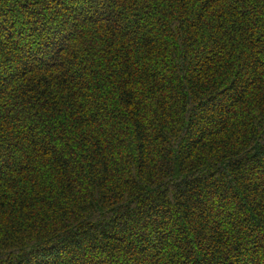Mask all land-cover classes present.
Listing matches in <instances>:
<instances>
[{
  "label": "trees",
  "instance_id": "16d2710c",
  "mask_svg": "<svg viewBox=\"0 0 264 264\" xmlns=\"http://www.w3.org/2000/svg\"><path fill=\"white\" fill-rule=\"evenodd\" d=\"M0 264H264V0H0Z\"/></svg>",
  "mask_w": 264,
  "mask_h": 264
}]
</instances>
